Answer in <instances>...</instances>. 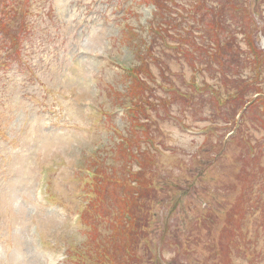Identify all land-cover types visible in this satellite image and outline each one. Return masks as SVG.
<instances>
[{
  "label": "rangeland",
  "instance_id": "374dc122",
  "mask_svg": "<svg viewBox=\"0 0 264 264\" xmlns=\"http://www.w3.org/2000/svg\"><path fill=\"white\" fill-rule=\"evenodd\" d=\"M200 2L0 0V264H264V89L224 119Z\"/></svg>",
  "mask_w": 264,
  "mask_h": 264
},
{
  "label": "trees",
  "instance_id": "16d2710c",
  "mask_svg": "<svg viewBox=\"0 0 264 264\" xmlns=\"http://www.w3.org/2000/svg\"><path fill=\"white\" fill-rule=\"evenodd\" d=\"M198 8L202 9V15L197 18L199 23L197 28L201 30L200 35L211 52L206 57L207 62L216 65L214 70L220 72L224 84L229 83L226 87L227 92L232 91L224 99L222 113L229 120L234 119L240 110L246 107L249 101L247 95L251 92L261 93L264 89V76H262L264 52L256 47L257 33L263 28L256 24L250 12L238 0H201ZM18 16L21 20L20 13ZM23 26L24 29L21 26L14 32V40L16 35L24 33L26 29L24 22ZM212 31H216L217 34L210 36ZM182 37L189 41L186 33ZM241 42H244L247 48L243 47ZM252 47L257 52V56L253 54ZM242 54L245 56L242 57ZM200 64L205 65L203 61ZM248 68H250L249 74H247ZM230 82L235 83L236 86L232 87ZM252 114L255 112L252 111ZM127 144V151L122 149L120 151L126 160L130 155L139 158L138 151L133 149L134 143L131 144L127 140Z\"/></svg>",
  "mask_w": 264,
  "mask_h": 264
}]
</instances>
